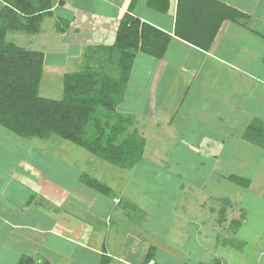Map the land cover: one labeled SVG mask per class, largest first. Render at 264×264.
Returning <instances> with one entry per match:
<instances>
[{"label":"crops","instance_id":"crops-1","mask_svg":"<svg viewBox=\"0 0 264 264\" xmlns=\"http://www.w3.org/2000/svg\"><path fill=\"white\" fill-rule=\"evenodd\" d=\"M216 1L232 6L249 17L248 19H240L238 22L225 19L221 23L212 45L207 50L176 35L178 0H170L167 12H160L151 8L146 0H135L133 4V0H56L53 14L46 17L47 20L51 19V23L56 27L41 28L37 34L33 35H37L34 37L46 36L47 43L50 42L49 39L52 41L57 40L58 48L54 51L42 41L41 44L37 45L39 48L35 47L34 50L45 54L44 68L46 67L47 71L50 72H55L60 68L56 63H50L47 60L48 54H59L60 52L57 51H62L63 66L72 57L77 58L78 61L75 62L79 64L82 59L87 57L88 52H92L93 55L91 54V58L84 61L86 67H91L92 64H101L105 60L109 66L110 54L107 49L114 43L119 23L125 13H131L140 18L142 22H148L170 34L171 40L162 58H156L142 51L137 52L125 97L118 106V110L131 114L134 118V124L139 121L142 122L140 125L142 129H150L151 136L154 135L155 138L157 136V140L162 139L165 143L168 134L161 129H152L151 126L173 124L174 117L170 115L168 119L159 121H152L151 117L171 105H174L171 109H175L173 111L175 115L179 111L178 107H182V110L186 109L184 114L188 118L189 126L184 129L185 131H182V135H179L176 131L173 135V139L181 141L183 149L180 150V153L184 156V159L189 158L192 163L199 162L201 165L211 164L210 162H212L217 164L216 168L218 170L222 168V166L219 167L220 162H224L225 169L230 168L228 172H223L224 178H228L232 173L243 176L244 174L235 170L236 167H241L240 164L236 166L227 162L226 158L230 154L226 150V146H232L233 142L231 140L233 139L239 141L242 139L253 142L255 147L262 148L260 144L249 140L245 136L246 134L242 132L246 130L252 121L257 119L264 121L263 117H256L257 115L264 116V0ZM250 2H254L255 6L248 7L247 4ZM94 4L100 5L99 10L92 6ZM1 6L0 2V8ZM216 9H220V6L215 2H204L203 5L197 4L196 16L187 15L190 17L191 23L188 22L185 32L193 35L199 29H202L203 32L209 31L211 33L213 24L219 19L215 16ZM212 14L214 15L212 16ZM197 18H201L202 21L209 20L211 24L202 28V25L197 23ZM67 22L68 26L64 30H59V25ZM66 73L62 72V79ZM57 90V94L56 91L52 94L60 99L63 96L60 89ZM40 94L52 98L41 92V86ZM196 123H201L198 126L203 130L199 134L200 136H196L197 134L192 132ZM135 130H139V128L136 127ZM142 135L146 138L144 134ZM185 137H194L197 141L192 140L190 144ZM51 139L53 140V137ZM149 140L150 138H146V148ZM162 140L160 145H164L162 148H166V144L162 143ZM168 145V148H173L170 144ZM53 160L54 158L49 164L52 169H54ZM63 161L70 173L71 169L79 174L87 173L77 167L75 163H70L67 160ZM178 163L177 160L172 162L170 158L169 164L173 167V170L168 168L157 169L155 167L154 171L159 173L162 170L171 178H173V172L176 176L175 179L184 177L185 180L183 182L179 181L180 185L178 183L180 192L176 194L180 199L181 191L185 189L186 194L184 195L188 197L182 199L186 203L194 189H200L204 182L199 183V186H197L190 174L192 170L185 173L176 166ZM226 163H229V165ZM24 164H26L24 161H20L18 164L10 166L8 171L0 173V178H4V180L10 178L8 188L15 189L11 186L14 185L15 180H19L18 183L21 187L23 186L25 190L32 191L31 195H28V202L35 209H39L41 208L40 205H43L44 218L39 223L30 221V224L23 221H14L20 213L28 214L30 207L24 211L22 206L24 200L21 201L20 207L11 191L5 193L4 196L0 195V223L3 224L0 227V234L2 233L0 235V264H6L7 259L10 264H13L10 260L15 259L14 256H19L16 252L18 245L26 251V254L22 251L23 255H29L36 259V264L143 263L147 252L152 247L150 243L144 241L146 244L144 243V247L141 248V253L130 257L125 253H119V243H130L127 245L126 250L132 252L134 248L132 245L136 240L130 237L126 238V241L119 240L115 221L111 223L108 221L106 227H104L105 229L100 226V223L94 225L87 219L82 220V224L67 221L64 216L68 214L69 217L70 212L63 208L66 198L63 196L61 199L62 196H59V193H62L63 190L60 188L61 186L59 187V184L55 183L56 172L31 170V167ZM147 164L155 166L148 162V159H145L144 156L143 167H148ZM216 168L211 166L210 172L213 173ZM65 172L68 173L66 170ZM181 173H185V175ZM125 174L128 175L124 172V174H119L116 177L118 184L125 183L126 178L129 176L126 177ZM165 174L163 176L167 177ZM214 177H211V179H214ZM256 182L252 183L251 181L249 192L257 199H262L264 198V185L261 189H259L260 185H256L258 187L256 189L251 188ZM2 185L3 183L0 186ZM110 187L116 191L112 186ZM16 188L19 189V187ZM18 189L16 190L19 191ZM35 190H38L39 193L36 194ZM123 192L124 190H120V193L117 192L116 197L113 199L108 198L114 204V207L106 215V220H111L113 211H116L119 205L121 207L118 210L119 212H125L128 209L127 203H124L123 200L125 197ZM65 194L63 192V195ZM70 196L72 195L70 194ZM237 201L239 203V217L246 221L249 215L246 207L239 200ZM142 202V205L135 206L141 207L142 211L147 213L146 200H142ZM159 203L161 202L159 201ZM154 204L157 207L156 209L160 208V204ZM161 204L163 205V203ZM186 204H183V206H188V202ZM230 209L236 210L233 206H230ZM198 213H191L188 221H190L189 226H194L197 229L190 232L189 238L198 242L196 246H193V249L195 253L198 249L200 251L198 254L183 253L186 258L194 257L190 263L186 262L184 264H201L200 260L195 259H200L202 255H204L202 259L204 263L202 264H214L215 261H221L220 256L226 254L227 248L232 246V249L236 252L249 251L251 257L255 259L253 264L264 263V238L256 237L254 245L251 242L242 241L239 242L237 248H234V245L229 242L224 243V240L231 242L234 238L237 233V230L234 229L237 219H226L225 222L220 221L221 223H217L214 218L209 217L210 215H207L206 220L201 212L199 215ZM258 214L261 215L259 212ZM38 215V212L34 210L31 217L35 220ZM121 217H126V213H122ZM260 218L264 220V216L261 215ZM45 219L49 220L51 224L44 229L43 226H46L43 224ZM5 226L8 229H5ZM87 230H89L88 233ZM235 238L237 239V237ZM233 241L237 242L235 239ZM238 241H240L239 238ZM62 245H67V252L61 247ZM75 249H80L79 252L85 251L77 255ZM158 251V257H155V260H152L149 264H154L155 261L157 264H173L172 259L176 257L165 252L161 253L159 249ZM2 252L8 254L3 258ZM195 255L199 258H196ZM224 262L220 263L225 264Z\"/></svg>","mask_w":264,"mask_h":264},{"label":"rangeland","instance_id":"rangeland-1","mask_svg":"<svg viewBox=\"0 0 264 264\" xmlns=\"http://www.w3.org/2000/svg\"><path fill=\"white\" fill-rule=\"evenodd\" d=\"M92 6H94L96 10H99V4H94ZM247 6H255V3L250 2ZM51 22V19L47 20L45 18L44 23L41 24V28L47 29L49 27H56ZM32 36L34 37L37 35L22 32H10L7 35V40L15 43L17 46L29 50H34V48L41 44L42 41H44L45 45H48L54 51L58 48L57 40L52 41L49 39L50 42L47 43L46 36L41 35V37H34V40L32 39ZM57 52L60 53L48 54L47 60L50 63H56L60 68L55 72H50L47 71V68L45 67L41 81V92L53 99H59L58 97H54L56 95L52 94L54 91H56L57 94L58 88L63 96L62 72L72 73L82 71L87 68H90L93 71H98L102 68H106V71L115 75L108 70L109 68L106 60L101 64H92L93 66L86 67L84 61L91 58L92 52H88L87 57L82 59L81 62L79 60V64L75 62L78 61L77 58L72 57L70 60H67L65 66L62 64L64 63V57L61 53L62 51ZM171 107L173 108L174 105L169 106V108L162 109L159 113L157 112L158 114L154 117H151L152 121L166 120L170 117V115L174 117L173 124L151 126L153 127L152 129H161L168 134V138L165 143L162 139L157 140V136L156 138L154 135L151 136V132L149 131L150 129H142L140 126L142 122L139 121L140 123H132L131 125V130L138 127L140 134H144L147 139L150 138L148 141V147L145 149L146 152L144 156L145 159H148V162H151L155 166L147 164L149 168L146 166L143 167V161H141L132 170L123 171L119 167L89 153L87 150L68 140H63L55 136H53V140L51 139L48 141L25 139L18 137L14 133L0 126V173L8 171L10 166H14L20 161H24L26 163L24 165L31 167V170L34 169L43 172L50 170L52 173L56 172L55 183L59 184V187L61 186L60 188L64 193H66L65 195H63V192L59 193V196H62L61 199L63 196L66 198L63 208L70 212L69 217L66 212L67 215L64 216L65 219L69 222H74V224L78 222L82 224V220L87 219L91 223H94V225L96 223H100V226L103 228L106 227V223L108 221L109 223L115 221L117 225H115V227L118 231L119 240L126 241V238L128 239V237L136 240L132 245L134 246L132 252H128L126 250L127 245L130 243H119V253H125V255H130V257H134L136 254L141 253V248H143L146 243H150V245L154 248L152 252L156 257H158L159 249L161 253L165 252L173 257H176L175 259H172L173 264H184L186 262L190 263L194 257L186 258L183 253H195L193 246H196L198 242H195V239L189 238L191 230L194 232L196 228L194 226H189L190 221L188 220H190L191 213L197 214L198 211V215L201 212L202 216H204L206 220L207 215H210L209 217L212 219L214 218L217 223L220 221L225 222L227 220H232L233 218L237 219L235 222L236 226L234 227V229L237 230V233L233 238L237 242L234 241V244L236 245L234 248H237L239 242L242 241L251 242L254 245L256 237L260 239L264 238V220L260 218L261 215L264 216V198L257 199L251 194V192H249L250 187L245 189L243 186L233 183L229 178H224L223 172H228V169H230H225L224 162H220L219 167L222 166V168L218 170L216 168L217 164L212 162H210L211 164L201 165L199 162L196 164L192 163L189 158L184 159V156L180 153V150L183 149L181 141L179 139H173V135L175 131L178 132L179 135H182V131H185L184 129L188 128V118L185 117L184 114L186 109L182 110V107H178L179 111L177 115H175L173 114L175 109H171ZM256 117L264 118V116L258 115ZM200 124L201 123H196L193 128L194 130H192L193 133L197 134L196 136H200L199 134L203 131L198 128ZM246 130L242 133L246 134ZM185 138L190 144L192 140L197 141L194 137ZM161 140L163 141L162 143L166 144V148H162L164 145H160ZM231 142H233L232 146H226V150L230 154L228 158H226L227 162L235 164L236 166L240 164L239 166L241 167H236L235 170L244 174L243 176L251 178L252 183L257 181L256 184L251 187L252 189L258 188V185H260L259 189H261L264 185V148L255 147V144L248 140L241 139L239 141L233 139ZM168 144H170L173 148H168ZM52 158H54V169H52L49 165ZM170 158L172 162L177 160L179 163L176 166L181 168L185 173L192 170L190 174L192 175V180L195 181L197 186H199V183L204 182L200 189H194L192 194L189 195L190 198L186 201V203L188 202V206L186 207L183 206V204H187L184 203L182 199L188 197L187 195H184L186 194V190L184 189L181 191L180 199H178L176 194L180 192V190H178V183L180 185L179 181L183 182L185 180L183 179L184 177H177V179H175L176 176L173 172V178H171L170 175L167 176L162 170L159 173L154 171L155 167H157V169L168 168L173 170V167L169 164ZM63 160L75 163L77 167L85 170L88 174L98 178L102 182L112 186L119 193L120 190H124L123 193L125 197L123 196V200L124 203H127L128 209L125 212H119L118 210L121 208L119 205L117 209L115 208L116 211H113L111 220H106V215L110 209L114 207V204L108 199L109 197L102 198L104 195H100V193H97L82 184L79 180L81 174L74 172L72 169L70 173V170L65 167L66 165L63 163ZM229 163L226 164L229 165ZM211 166L216 168L213 173L210 172ZM65 170L68 171V173H66ZM124 172L129 176L125 174L126 177L128 176L125 183L118 184L116 177L119 174H124ZM185 173L181 174L185 175ZM164 174L167 177H164ZM186 176L188 175L186 174ZM211 177H214V179H211ZM10 181L9 177L6 180H4V178H0V185L3 183V185L0 186V195L4 196L5 193L11 191L12 196L15 195L16 203L19 204L20 207L21 201L24 200V204L22 205L24 211L30 207L28 214L20 213L14 221H23L28 224L31 223L30 221H36L38 223L41 222L44 218L42 210L43 205H40L41 208L39 209H35L34 206H30L28 202V195H31L32 191H28L29 189L25 190L23 186L21 187L18 183L19 180H15L14 185L11 186L15 189L8 188V182ZM15 186L19 187V189ZM83 188L85 189L83 190ZM35 192L36 194L39 193L38 190H35ZM254 192L256 193V191ZM70 194L72 196H70ZM142 200H146L147 205L145 207L148 211H150L149 213L148 211L145 213L142 211L141 207L135 206L140 204L142 205ZM237 200H239V202L246 207L247 213L249 214L246 221L242 220V217H239V203ZM159 201L163 203V205L159 203ZM154 203H157V205L160 204V208L156 209L157 207ZM229 205L236 208V210H231ZM34 210L39 214L35 220L31 217L33 216ZM258 212L261 213V215H259ZM122 213H126V217H121ZM43 224L46 225L43 226L45 229L50 226L51 222L45 219ZM1 225L3 226L2 223H0V227ZM5 229H8V227L5 226ZM88 232L89 230H87V233ZM0 235H2V233ZM235 237H237V239ZM238 238L240 241H238ZM61 247L67 252V245H62ZM232 247H228L227 253L220 256V262L225 261V264L254 263L255 259L251 257L249 251L244 249L246 252L243 250L236 252L232 249ZM22 251L26 254V251L18 245L16 252L19 256H14L15 259L10 260L13 264H17L23 256ZM79 251L80 249H75V253H77V255L84 253L85 250L82 252ZM199 251L200 250L198 249L195 254H198ZM28 252L31 253L30 251ZM7 254V252H2L1 255L4 258ZM203 256L204 255H202L200 259L195 260H200V263L202 264L204 263V260H202ZM195 257L199 258V256L196 255ZM6 264H10L8 259Z\"/></svg>","mask_w":264,"mask_h":264},{"label":"trees","instance_id":"trees-1","mask_svg":"<svg viewBox=\"0 0 264 264\" xmlns=\"http://www.w3.org/2000/svg\"><path fill=\"white\" fill-rule=\"evenodd\" d=\"M56 0H0V126L25 139L48 141L53 136L68 140L89 153L121 168L132 170L143 161L146 138L131 130L134 118L118 110L123 101L129 77L138 51L162 58L171 40L170 34L140 18L125 13L112 46L108 47V70L66 73L63 78V97L47 98L40 94L45 54L17 46L7 40L10 32L38 33L44 19L53 14ZM160 12H167L170 0H146ZM215 2L213 30L189 35L185 32L187 15L196 16L197 4ZM135 3L133 0L132 4ZM133 6V5H132ZM214 14H212L213 16ZM214 16V17H215ZM240 10L216 0H178L176 35L203 49H209L225 19L238 22L248 19ZM202 28L211 21L197 18ZM68 22L59 25L64 30ZM246 137L264 148V121L257 119L247 126ZM233 183L248 189L251 178L232 173ZM80 181L89 189L111 199L118 193L108 184L82 173ZM234 245V241H226ZM154 248L147 252L142 264L155 260ZM220 264V261H215ZM17 264H36V259L23 255ZM154 264H157L155 261Z\"/></svg>","mask_w":264,"mask_h":264}]
</instances>
